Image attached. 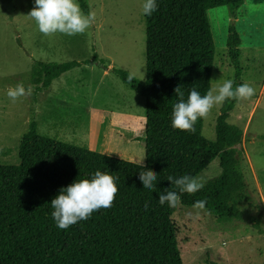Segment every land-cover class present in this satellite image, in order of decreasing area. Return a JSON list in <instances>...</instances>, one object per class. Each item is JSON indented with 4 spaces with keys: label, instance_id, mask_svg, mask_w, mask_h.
<instances>
[{
    "label": "trees",
    "instance_id": "1",
    "mask_svg": "<svg viewBox=\"0 0 264 264\" xmlns=\"http://www.w3.org/2000/svg\"><path fill=\"white\" fill-rule=\"evenodd\" d=\"M245 1L157 0V10L145 16V81L124 69H113L146 101L144 168L87 145L44 136L37 121L30 122L19 144V161L0 164V264H184L173 219L179 206H160L158 193L143 190L138 176L141 171L157 173L156 187L163 191L171 187L169 175L196 177L215 159H219L220 176L195 194L184 193L181 205L193 207L203 200L205 209L219 219L243 221L260 230L258 218L239 207L245 194L237 158L241 130L228 122L236 101L223 102L214 141L203 135L205 118L196 121L194 132L171 127L177 87L185 100L192 88L201 95L212 89L216 48L208 10L228 5L234 14ZM78 2L85 14L90 12L86 0ZM240 46L232 25L227 47L235 68L233 88L242 83ZM91 63L106 68L97 53L87 61L35 60L30 81L41 91L62 74ZM97 170L117 178L112 207L67 230L58 229L51 218V200L61 187L90 178ZM205 264L219 263L207 258Z\"/></svg>",
    "mask_w": 264,
    "mask_h": 264
},
{
    "label": "rangeland",
    "instance_id": "2",
    "mask_svg": "<svg viewBox=\"0 0 264 264\" xmlns=\"http://www.w3.org/2000/svg\"><path fill=\"white\" fill-rule=\"evenodd\" d=\"M86 2L95 19L85 33L69 37L60 33L45 36L38 31L35 21L27 16L34 0H0V164L19 161L21 138L33 120L44 136L146 163L145 98L113 71L121 68L141 81L146 79L143 0ZM208 17L216 48L212 89L225 79L235 80L227 47L232 25L241 39L240 80L255 89L251 98L236 101L228 122L241 130L237 158L245 194L239 207L258 218L264 232V0H247L234 14L228 5L214 7L208 10ZM95 53L106 68L83 64L41 91L30 81L35 60L87 61ZM17 84L32 92L12 102L7 91ZM222 105H214L204 120L203 135L210 141L216 139ZM220 174L219 159H215L196 177L204 185ZM173 219L184 264H205L207 258L218 262L227 248L252 256L251 264L253 255L264 257V234L252 224L219 219L207 209L182 205Z\"/></svg>",
    "mask_w": 264,
    "mask_h": 264
},
{
    "label": "clouds",
    "instance_id": "3",
    "mask_svg": "<svg viewBox=\"0 0 264 264\" xmlns=\"http://www.w3.org/2000/svg\"><path fill=\"white\" fill-rule=\"evenodd\" d=\"M157 7V0H143L142 14L150 17ZM27 16L35 21L38 31L45 36L56 33L69 37L83 34L95 19L94 13L85 14L81 10L78 0H34V7ZM233 83L232 79H225L222 84L204 95L192 88L186 100L180 87H177L174 91L179 99L172 107L171 127L174 130L194 132L196 121L206 118L214 105L226 100H247L254 96L255 89L248 83L238 84L235 88ZM31 92V88L25 89L22 84H17L15 88L7 91V96L15 102ZM142 166L144 168L143 164ZM138 179L143 190L158 193L160 206L167 205L169 208L180 206L184 193L192 195L204 187L197 177L187 174L178 177L169 175L166 180L170 182L171 187L163 191L156 187L158 177L153 171H141ZM116 181L117 178L109 172L97 170L90 178L76 179L66 187H61L50 202L51 218L55 226L67 230L80 221L88 220L94 212L112 207L118 192ZM205 203L203 200L195 201L193 208L205 210Z\"/></svg>",
    "mask_w": 264,
    "mask_h": 264
},
{
    "label": "crops",
    "instance_id": "4",
    "mask_svg": "<svg viewBox=\"0 0 264 264\" xmlns=\"http://www.w3.org/2000/svg\"><path fill=\"white\" fill-rule=\"evenodd\" d=\"M58 79L59 78H57L55 80H58ZM53 82L49 87H52V85L54 86L55 83H53ZM228 250H229V254H228ZM251 258H252V256H250V255L248 256V255L244 254L243 251L233 252L232 249L227 248L223 251L222 258L219 259L218 262H219V264H251L252 262L251 263L249 262L251 260ZM253 258H254L253 264L264 263V257H261L260 255H257V254L255 256L253 255Z\"/></svg>",
    "mask_w": 264,
    "mask_h": 264
}]
</instances>
